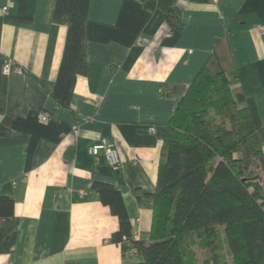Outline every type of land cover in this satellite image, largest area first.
Wrapping results in <instances>:
<instances>
[{"label":"crops","instance_id":"1","mask_svg":"<svg viewBox=\"0 0 264 264\" xmlns=\"http://www.w3.org/2000/svg\"><path fill=\"white\" fill-rule=\"evenodd\" d=\"M262 26L264 0H0V197L13 201L0 264L140 261L114 240L120 220L95 183L121 191L148 240L166 127L214 53L264 123ZM8 60L21 72L3 75ZM102 138L119 171L90 155Z\"/></svg>","mask_w":264,"mask_h":264},{"label":"trees","instance_id":"2","mask_svg":"<svg viewBox=\"0 0 264 264\" xmlns=\"http://www.w3.org/2000/svg\"><path fill=\"white\" fill-rule=\"evenodd\" d=\"M167 22L178 26L173 10ZM226 62L211 56L166 127L148 240L134 239L121 191L95 183L132 264H264V123ZM12 211L0 197V215Z\"/></svg>","mask_w":264,"mask_h":264},{"label":"built area","instance_id":"3","mask_svg":"<svg viewBox=\"0 0 264 264\" xmlns=\"http://www.w3.org/2000/svg\"><path fill=\"white\" fill-rule=\"evenodd\" d=\"M7 7L3 8V11H7ZM260 30H264V26L260 27ZM13 71L21 72V69L18 67H13V63L11 60H8L4 63L2 68V73L5 76H9ZM40 119L42 122H48L50 120V114L49 113H43L40 115ZM83 120V118H82ZM151 133L156 132V128L152 126L150 128ZM76 137L79 135V129L76 128L74 131ZM89 153L92 156H99L103 154L105 158L107 159L109 165L115 170L119 171L123 166V160L120 157L119 150L115 143L110 141L108 138H102L100 142L93 144L89 148ZM132 254V249L124 250V257L130 258Z\"/></svg>","mask_w":264,"mask_h":264}]
</instances>
